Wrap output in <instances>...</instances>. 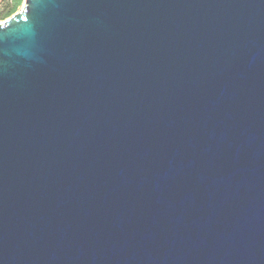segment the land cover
I'll list each match as a JSON object with an SVG mask.
<instances>
[{
    "label": "water",
    "instance_id": "obj_1",
    "mask_svg": "<svg viewBox=\"0 0 264 264\" xmlns=\"http://www.w3.org/2000/svg\"><path fill=\"white\" fill-rule=\"evenodd\" d=\"M0 37V264H264V0H24Z\"/></svg>",
    "mask_w": 264,
    "mask_h": 264
},
{
    "label": "rangeland",
    "instance_id": "obj_2",
    "mask_svg": "<svg viewBox=\"0 0 264 264\" xmlns=\"http://www.w3.org/2000/svg\"><path fill=\"white\" fill-rule=\"evenodd\" d=\"M24 1V0H23ZM22 3L19 2L18 6H15L14 8V3H4L1 7H0V23L5 21L6 19H8L9 17H11L13 14H15L16 12H18L21 8H22ZM13 9V14H9V12Z\"/></svg>",
    "mask_w": 264,
    "mask_h": 264
},
{
    "label": "trees",
    "instance_id": "obj_3",
    "mask_svg": "<svg viewBox=\"0 0 264 264\" xmlns=\"http://www.w3.org/2000/svg\"><path fill=\"white\" fill-rule=\"evenodd\" d=\"M10 1H11L10 2L11 4L14 3V8H15V6H18L19 2L21 1L20 3H22L23 0H10ZM7 3H9V2H7ZM12 11H13V9L9 12L10 15L13 14Z\"/></svg>",
    "mask_w": 264,
    "mask_h": 264
},
{
    "label": "crops",
    "instance_id": "obj_4",
    "mask_svg": "<svg viewBox=\"0 0 264 264\" xmlns=\"http://www.w3.org/2000/svg\"><path fill=\"white\" fill-rule=\"evenodd\" d=\"M7 2H11L10 0H0V7L4 4V3H7Z\"/></svg>",
    "mask_w": 264,
    "mask_h": 264
},
{
    "label": "snow or ice",
    "instance_id": "obj_5",
    "mask_svg": "<svg viewBox=\"0 0 264 264\" xmlns=\"http://www.w3.org/2000/svg\"><path fill=\"white\" fill-rule=\"evenodd\" d=\"M25 19H26V17H25ZM0 39H2V37H0Z\"/></svg>",
    "mask_w": 264,
    "mask_h": 264
}]
</instances>
